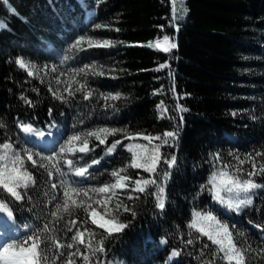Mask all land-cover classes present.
I'll return each instance as SVG.
<instances>
[{"label": "trees", "instance_id": "obj_1", "mask_svg": "<svg viewBox=\"0 0 264 264\" xmlns=\"http://www.w3.org/2000/svg\"><path fill=\"white\" fill-rule=\"evenodd\" d=\"M92 10L95 15L87 19ZM165 35L176 48L163 52L146 46ZM80 37L108 40L114 46L85 43L83 50L71 49ZM48 43L62 55L48 49ZM17 58L27 61L33 78L17 67ZM80 84L86 89L76 91ZM69 88L74 95H68ZM86 91L92 92L89 99L84 98ZM108 95L119 99H104ZM19 121L39 131L63 126L65 141L101 127L122 129L103 145L90 139L93 151L72 156L76 166L90 165L86 178L78 180L62 164L68 173L64 179L72 186L95 188L113 183L111 173L127 168L122 175L132 181L155 179L165 188L164 210L156 206V185L138 193L129 184L108 205L112 215L127 224L119 234L108 237L82 210L53 221L55 204L62 201L61 178L54 174L51 180L45 169L27 161L24 149H30L22 141ZM0 125V144H13L36 177L35 186L21 190L26 193L22 201L3 197L17 222L27 227L25 236L47 223L52 236L65 244L72 243L77 229L85 228L96 234L94 247L103 240L105 252L93 255L75 245L61 249L65 255L56 264H64L67 253L76 248L90 255L91 264H210L215 246L189 227L196 212L211 213L228 225L238 246L247 249V264H264V187L252 196L251 205L227 215L211 206L219 201L209 184L213 173L224 170L248 179L255 163L257 174L251 179L264 185L258 171L264 165V0H0ZM167 131H178L172 146L160 149L165 158L175 156L172 168L163 160L156 174L128 167L127 147L148 142L125 139V134L162 136ZM116 140L121 144L108 154ZM164 172L170 173L167 179ZM94 201L93 207L103 212ZM117 203L131 211H117ZM71 220L77 221L76 227ZM160 239H166L167 246ZM172 250L179 252L180 261L169 258ZM54 254L52 248L49 255ZM214 264L224 261L217 256Z\"/></svg>", "mask_w": 264, "mask_h": 264}, {"label": "snow or ice", "instance_id": "obj_2", "mask_svg": "<svg viewBox=\"0 0 264 264\" xmlns=\"http://www.w3.org/2000/svg\"><path fill=\"white\" fill-rule=\"evenodd\" d=\"M175 2V0H174ZM175 12V8L173 9ZM97 27H101L97 25ZM87 44L88 47L95 48H107L114 46L111 41L104 40L103 42L93 41L92 39H86L80 37L71 44V49L83 50L82 45ZM149 48H156L163 52H168L171 49L177 47L175 43L170 42V38L165 35L163 40H157L154 43L150 42L146 45ZM67 59V57H65ZM16 63L22 69H28L29 65L23 59H18ZM87 68V66H85ZM161 67H166L162 65ZM55 71V69H53ZM84 72V69L80 70ZM94 71L96 75H103V72ZM29 76H33L32 71H28ZM75 82V81H73ZM86 89L85 84H80L76 91ZM51 91V89H50ZM68 95H74L71 89H66ZM56 95L55 93H53ZM92 96L91 91H86L84 98L89 99ZM61 102H65L63 96H56ZM104 99H119V95H108ZM31 104V101H26ZM181 111H187V109L181 108ZM51 112V110H50ZM181 119H183L181 117ZM3 127V125H0ZM20 131L26 135H34L43 138L45 132L39 131L33 127L32 124L20 122L17 124ZM123 133L122 129L101 127L85 132L75 133L67 138L65 143L60 146L58 153L51 155H41L39 152L33 153L28 149H24V155L28 162L31 163L32 167H40L47 171L49 179L53 178L54 174L59 176L60 184L62 187V201L55 204V210L52 211L51 217L53 221H60L64 218V215L72 216L75 210H82L90 220L91 224L96 228L102 229L108 237L115 234H119L124 231L127 227L126 223L121 222L116 216L112 215L108 211V205L112 199L117 195V190H128L129 184L132 185L131 191L138 193H145L149 186L156 185L158 188V194L156 195L157 207L163 211L165 208V188L161 185H157L155 179H138L135 181L131 180V177L122 175L127 171V168H121L111 173L112 177L115 178L114 183L104 184L100 187L95 188H84L72 186L69 184L64 177L66 173L61 165L63 164L69 172L77 177L86 178L89 174V166H76L69 156H75L76 153L87 154L94 149L90 147V139H94L99 144H106L107 137L115 136ZM50 134V133H49ZM125 139L135 140L142 139L147 141V145L144 144H131L127 147V151L131 154V162L128 165L130 168L142 169L149 174H156L158 167L163 160L167 164L168 168H172L176 164L175 156L165 158L164 154L161 153V147L168 145L172 146L170 142L178 139V131H167L162 136H151L145 134H125ZM159 141L160 143H154ZM121 144L120 140L114 141L108 148L107 153L112 154L117 146ZM0 213H6L9 218L13 216V210L9 208L8 203L5 202L4 196L11 198L13 201L19 202L25 198L26 193L21 190H27L30 186L36 185V177L25 167V160L18 151H15L13 144L3 143L0 144ZM34 155L39 157V161L34 159ZM46 162V163H45ZM93 163H99V161H93ZM253 171L248 173V179H240L237 176L231 175L228 171H220L219 173H213L209 184L212 185V192L215 198L222 204L232 209L239 211L243 206L251 205L252 199L241 198L235 202L232 200H225L221 193H236L239 196L240 193H249L254 189H260L264 185L256 183L251 177L257 174L255 163H253ZM259 173L264 175V165H261L258 169ZM164 178L167 179L170 173L164 172ZM58 185L56 183L51 184L52 189H56ZM90 193L104 195L105 199L101 201L96 199L94 203L104 209L103 212L97 211L93 207V196ZM83 197V199H81ZM128 199H133L132 196H128ZM138 198V197H137ZM56 199L55 196L52 197ZM123 207L125 212L131 211L127 206H123L122 203H117L115 208L117 211ZM135 215V213H132ZM70 224L72 227H76L77 221L71 220ZM190 228L194 229L202 237H206L212 245L215 246L213 253V261L210 264H214L215 258L219 256L224 264H247L246 251L238 246L237 241L233 237L232 231L228 225L223 224L212 214H201L196 212L194 219L189 225ZM69 231L72 230L70 227ZM52 229L49 224H44L42 228L33 229L28 235L20 240L12 242H6L0 244V264H56V260L59 256L65 255L61 249H73L75 245L85 246L87 252L93 255L97 252H105L103 246V240H100L96 246H93V240L95 239V232L85 228L79 230L71 237L72 243H62L59 239L52 236ZM47 234V235H46ZM243 235V233H241ZM166 243L167 241H162ZM189 244H192V240H188ZM49 245L52 247L50 248ZM207 247V245H205ZM55 249L54 255H49V252ZM80 252L79 248L75 251L67 253V258L64 264H76L74 258L78 257L83 261V264H91L90 255ZM173 256H178L179 252H173Z\"/></svg>", "mask_w": 264, "mask_h": 264}, {"label": "rangeland", "instance_id": "obj_3", "mask_svg": "<svg viewBox=\"0 0 264 264\" xmlns=\"http://www.w3.org/2000/svg\"><path fill=\"white\" fill-rule=\"evenodd\" d=\"M37 71H38V69L37 68H35V70H34V72L35 73H37ZM94 141V140H93ZM255 190V189H254ZM117 191H119V190H117ZM252 194H254L253 193V190L252 191H250V194L249 193H240L239 194V196H237V194L235 193V195L231 198L229 195H226L225 196V200H232L233 202H235L237 199H241V198H252ZM93 199H100L101 201H103L104 199H105V196L104 195H102V197L100 198V195H98V194H94L93 195ZM226 206H227V204H226ZM232 209H234V208H232ZM102 211H104V209L102 208ZM109 212H111L110 210H108ZM240 211V210H239ZM238 211V212H239ZM201 214H211V213H207V212H203V213H201ZM213 215V214H212Z\"/></svg>", "mask_w": 264, "mask_h": 264}, {"label": "bare ground", "instance_id": "obj_4", "mask_svg": "<svg viewBox=\"0 0 264 264\" xmlns=\"http://www.w3.org/2000/svg\"><path fill=\"white\" fill-rule=\"evenodd\" d=\"M31 138L33 139L34 137L31 136ZM0 216L6 218V219H9V217L7 216L6 213H0Z\"/></svg>", "mask_w": 264, "mask_h": 264}]
</instances>
